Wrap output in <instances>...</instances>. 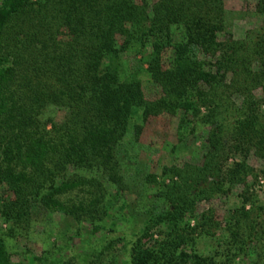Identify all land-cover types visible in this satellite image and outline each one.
<instances>
[{
    "label": "trees",
    "instance_id": "trees-1",
    "mask_svg": "<svg viewBox=\"0 0 264 264\" xmlns=\"http://www.w3.org/2000/svg\"><path fill=\"white\" fill-rule=\"evenodd\" d=\"M256 6L264 11V0ZM252 31L233 36L223 0H0V180L13 193L0 203V215L21 219L30 199L75 216L90 211L82 201L67 204L59 195L94 178L54 182L58 172L71 165L106 170L112 178L119 140L129 129L134 134L140 129L135 119L181 111L180 132L190 121L208 125L202 160L165 166L158 180L150 179L161 203L151 216L171 227L150 244L149 226H143L131 246L130 264H214L215 256L184 251L196 227L204 234L223 229L213 212L194 213V203L235 183L244 185L240 208L231 209L228 216L237 217L226 226L229 238L217 240L223 249L215 253L242 250L239 230L255 204L247 177H258L246 163L248 152L264 167V120L252 92L264 89V23L261 34ZM128 48L140 53L163 95L147 100L139 79L124 74L120 58ZM165 50L168 63H163ZM232 79L242 91L239 103L232 98ZM47 102L67 108L65 119L50 130L37 118ZM227 150L241 158L226 162ZM97 185H102L98 179ZM184 216H193V225L187 221L180 227ZM0 264H10L1 238Z\"/></svg>",
    "mask_w": 264,
    "mask_h": 264
},
{
    "label": "rangeland",
    "instance_id": "rangeland-1",
    "mask_svg": "<svg viewBox=\"0 0 264 264\" xmlns=\"http://www.w3.org/2000/svg\"><path fill=\"white\" fill-rule=\"evenodd\" d=\"M155 1L146 0L147 4ZM257 1L223 0L225 22L233 36L243 38L249 30L261 34L264 11H258ZM63 34L64 31L60 37ZM168 55L169 51L165 50L163 63H168ZM120 60L124 74H133L139 79L147 100L165 93L162 86L152 79L140 53L134 48L122 51ZM252 67L258 66L253 62ZM230 76L228 73L226 80ZM234 81L230 88L232 98L239 103L242 91ZM252 92L259 101V114L264 120V89L258 86ZM180 112L162 110L150 113L145 119H135L140 129L136 134L129 129L119 140L116 146L118 165L110 173L114 176L112 178L106 170L76 169L71 165L58 172L54 182L58 178H77L80 175L94 178L91 183L76 185L59 195L67 204L82 201L90 211H78V216H75L47 207L38 199H30L28 212L21 219L7 220L0 215V238L10 264H130L131 246L143 226H149L150 244L162 238L171 224L158 216H151L159 213L161 203L154 195L156 181L150 179L158 180L162 168L171 164H199L208 130L207 124L190 121L180 132L177 127ZM66 114L67 108L63 103L47 102L38 110L37 118L41 126L50 130L60 124ZM226 157V162H231L240 159L241 153L227 150ZM245 160L258 172V177H247L248 192L252 193L255 204L254 212L245 217L239 230L240 239L244 241L242 250L234 248L230 251L235 252L232 255L229 252L227 256H216L223 249L217 240L229 238L226 226L237 217L228 215L231 209L240 208L238 194L244 185L235 183L227 192L213 193L208 198L195 201L194 213L213 212L214 219L223 229L211 228L213 234H204L199 233V227H196L191 233L192 242L184 247L186 253L194 249L201 254L215 256L214 264H264V173L259 171L264 168L263 160L252 151L248 152ZM97 179L102 185H97ZM12 197L9 185L0 180V203ZM257 205L262 209H257ZM244 208L249 210L250 205L246 203ZM187 221L189 226L193 225V216H184L179 226L185 227ZM251 225L253 233L247 236Z\"/></svg>",
    "mask_w": 264,
    "mask_h": 264
}]
</instances>
